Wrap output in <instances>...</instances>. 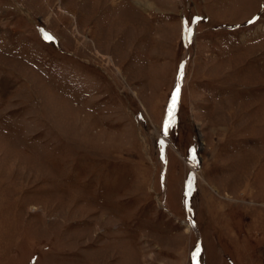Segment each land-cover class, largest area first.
<instances>
[{
	"label": "rangeland",
	"instance_id": "1",
	"mask_svg": "<svg viewBox=\"0 0 264 264\" xmlns=\"http://www.w3.org/2000/svg\"><path fill=\"white\" fill-rule=\"evenodd\" d=\"M0 264H264V0H0Z\"/></svg>",
	"mask_w": 264,
	"mask_h": 264
},
{
	"label": "bare ground",
	"instance_id": "2",
	"mask_svg": "<svg viewBox=\"0 0 264 264\" xmlns=\"http://www.w3.org/2000/svg\"><path fill=\"white\" fill-rule=\"evenodd\" d=\"M185 65V64H184ZM179 76H178V80L176 82V87H175V92H174V96L173 99L171 100V104H172V108L175 104H173V101L175 100V103H177V95L179 93V89L181 87L182 84V80H183V74H184V68L181 69V71L179 72ZM162 146H164L167 143V137L166 135L162 136Z\"/></svg>",
	"mask_w": 264,
	"mask_h": 264
},
{
	"label": "snow or ice",
	"instance_id": "3",
	"mask_svg": "<svg viewBox=\"0 0 264 264\" xmlns=\"http://www.w3.org/2000/svg\"><path fill=\"white\" fill-rule=\"evenodd\" d=\"M50 38V37H49ZM173 104H175V100L173 101Z\"/></svg>",
	"mask_w": 264,
	"mask_h": 264
}]
</instances>
